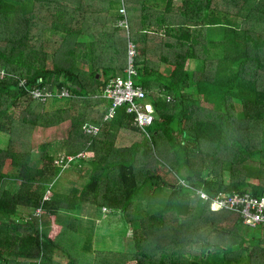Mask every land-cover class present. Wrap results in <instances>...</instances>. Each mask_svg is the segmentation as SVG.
Instances as JSON below:
<instances>
[{
	"label": "trees",
	"instance_id": "trees-1",
	"mask_svg": "<svg viewBox=\"0 0 264 264\" xmlns=\"http://www.w3.org/2000/svg\"><path fill=\"white\" fill-rule=\"evenodd\" d=\"M116 2L113 14L102 0H0V264H78L59 240L82 233L76 217L63 216L65 230L60 212L92 206L122 213L135 250L98 251L96 264H264V226L227 225L246 224L195 192L264 195V0ZM131 42L137 102L154 111L147 133L125 105L105 120L102 95L126 76ZM34 90L55 95L42 101ZM65 123V153L58 139L35 141ZM81 153L87 182L53 191ZM163 188V208L137 224L136 202Z\"/></svg>",
	"mask_w": 264,
	"mask_h": 264
},
{
	"label": "rangeland",
	"instance_id": "rangeland-1",
	"mask_svg": "<svg viewBox=\"0 0 264 264\" xmlns=\"http://www.w3.org/2000/svg\"><path fill=\"white\" fill-rule=\"evenodd\" d=\"M145 2L149 6V2H151V0H145ZM117 5L118 3L116 2V0H102V7L110 8L113 14L116 13ZM216 32L217 31H213L211 33V38H217ZM63 102H65V100ZM46 134L47 135L40 138L41 134L38 131L35 136V141L40 142V140H43V142H50L52 139H58L59 141L63 142L62 144H64L66 148V138L68 137L67 123L62 124L58 127H52L48 129ZM128 143V139H125L124 137H120V139L118 140V145L120 146L127 145ZM56 144L60 143L57 142ZM7 145V136L3 134L0 135V147L5 148ZM37 145L39 144L36 143V148L38 149L39 146ZM37 156L38 154H36V157ZM87 159L90 160L89 158ZM36 165L40 166L41 163L36 161ZM86 169L87 166L82 165L81 160H75L74 163H72V166L68 168L64 172V174H62L61 177L56 181L55 188H53V191H58L59 193L67 194L71 191V188H81L87 182V174L85 173ZM163 174L167 179L171 180L172 177L169 175L168 171H163ZM169 192L170 189L168 188L159 189L154 193L153 197H148L147 195H145L140 203L136 202V205L134 207L136 223L138 224V222L140 221L139 218L142 215H152L160 211L166 202ZM47 195H51V191H47ZM146 201L147 204H150L148 207H144L142 205ZM140 205H142V210ZM19 210L21 211V213L27 216L31 212H33L31 208L26 207H20ZM83 211L84 213H82L81 211L72 212V214H80V212L82 214L77 215V218H75V220L73 221L76 226H79L78 230L80 233H82L81 239V234L75 232L74 239H81V241H75L74 243L70 242V244H68L67 240H59L60 244L64 246V249H66L68 252L72 253L75 256L73 257L75 258V261L78 264H96L97 259L95 256L98 254V251H130L131 253H134L135 250L133 247L131 248L130 245L131 233L128 229L126 220L121 212L109 211L108 213H106V210H103L102 212L96 206H92ZM72 214L71 212H60L59 218L65 230L67 228V220L63 216L69 218L72 217ZM230 217L236 219V215L233 213ZM56 224L60 223L57 221ZM226 224L237 225V227L242 230L251 229V231H253V228H250L244 224H238L234 221V219L227 220ZM70 236L71 235L69 234V239ZM64 239H67V237L64 236Z\"/></svg>",
	"mask_w": 264,
	"mask_h": 264
},
{
	"label": "built area",
	"instance_id": "built-area-1",
	"mask_svg": "<svg viewBox=\"0 0 264 264\" xmlns=\"http://www.w3.org/2000/svg\"><path fill=\"white\" fill-rule=\"evenodd\" d=\"M122 13L125 15V10H122ZM137 52L136 44L131 42L128 52L129 66L126 70V76L120 75L113 78L102 96L110 101V106L105 114V120L111 119L116 114L118 108L125 105L127 112L135 116L134 124L137 128L147 133L148 127L151 126L154 120V111L151 105L143 107L137 102L143 98L142 88L134 84V75L136 72L133 65ZM32 95L34 99L46 101L55 94L53 92L44 93L40 90H34ZM57 95L61 97L68 96L69 91L63 89ZM83 129L86 133L92 135H98L100 133V127L92 124L85 125ZM80 157L90 158V154L81 153L76 157H68V163L65 165V168L68 164ZM64 162L65 157H62L58 161L59 164H63ZM180 184L185 188L192 187L185 181H180ZM195 192L202 201L209 203L212 210L235 212L244 219L246 225L252 228L264 226V195H255L250 191L244 193L238 191H220L211 197L202 189H195ZM48 197L49 195L45 196V199Z\"/></svg>",
	"mask_w": 264,
	"mask_h": 264
},
{
	"label": "crops",
	"instance_id": "crops-1",
	"mask_svg": "<svg viewBox=\"0 0 264 264\" xmlns=\"http://www.w3.org/2000/svg\"><path fill=\"white\" fill-rule=\"evenodd\" d=\"M58 143H60V149H59L60 152L65 153L66 148H65L64 144H62L63 142H61V141L58 140ZM65 145H66V144H65ZM74 188H76V187H74ZM72 189H73V188H71V190H72ZM71 214H72V213H71ZM75 215H76V216H75ZM75 215L72 214V217H69V218H75V217L77 218V215H82V214H81V212H80V214H75ZM67 218H68V217H67ZM78 232H79V231H78Z\"/></svg>",
	"mask_w": 264,
	"mask_h": 264
}]
</instances>
